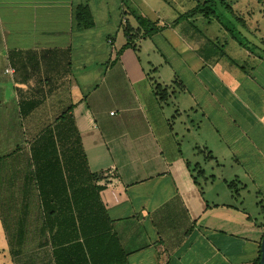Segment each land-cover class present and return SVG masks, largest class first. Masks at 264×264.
Returning <instances> with one entry per match:
<instances>
[{
    "label": "crops",
    "instance_id": "crops-1",
    "mask_svg": "<svg viewBox=\"0 0 264 264\" xmlns=\"http://www.w3.org/2000/svg\"><path fill=\"white\" fill-rule=\"evenodd\" d=\"M142 1L143 7L138 0H0V264L260 260L264 38L255 45L256 53L244 52L246 65L241 66L243 58L229 59L241 68L239 74L181 61L193 83L182 87L183 93L192 102L178 110L190 119L185 132L203 139L191 149L173 139L174 147L166 152L146 104L160 105L151 80L155 73L149 71H158L150 55L154 50L146 44L161 32L142 37L147 26L138 17L149 25L147 13L153 8ZM79 5L89 7L93 27H77ZM157 20V26H166ZM125 23L138 34V52L122 49ZM125 51L135 52L132 70L125 65ZM141 51H146L145 65ZM71 106L88 169L103 175L96 186L109 191L103 214L93 213L85 199L83 211L78 210L76 185L69 182L55 178L42 186L55 191L51 200L40 193L38 178L44 171L33 161L32 144ZM62 176L66 179L64 171ZM252 191L255 209H248ZM45 204L53 207L50 216ZM80 216L88 217L86 224H79ZM97 222L103 229L97 230Z\"/></svg>",
    "mask_w": 264,
    "mask_h": 264
},
{
    "label": "rangeland",
    "instance_id": "rangeland-1",
    "mask_svg": "<svg viewBox=\"0 0 264 264\" xmlns=\"http://www.w3.org/2000/svg\"><path fill=\"white\" fill-rule=\"evenodd\" d=\"M138 1L143 7V1ZM148 1L151 8L153 7L150 13H147L152 23L154 22L152 25L157 26L155 20L158 18L166 23L164 27L158 26L161 34L156 36L153 42L147 41L146 48L154 50L150 55L155 62L154 67L158 69L157 73L152 67L149 71L155 73V81L159 82L161 79L162 84L165 82L170 84L169 95L164 101L159 100V106L148 100L146 103L149 109L148 116L166 152H170L174 147L169 143L173 139L178 144L182 142L186 149H191L196 145L195 141L201 140L202 137L200 133L195 135L194 132L190 134L185 132V125L190 123V119L183 110H178L192 102L191 96L183 93L185 89L182 87L190 89L193 83L192 78L184 73L181 61L187 60L186 62L193 67L197 62L210 72L216 69L219 72L241 73V68L231 63L229 59L243 58L242 66L248 63L244 59V52L247 50L257 52L255 45L264 38V0H209L210 9L214 10L209 17L204 14L206 8L202 6L201 9L195 8L206 0H175V3L171 0ZM173 19L176 20L172 21ZM136 51L138 52V49ZM134 53L132 51L124 53L125 65L131 70L135 63L131 62L130 54ZM140 56L145 65L146 51H141ZM166 58L168 63L164 62ZM189 113L193 119L197 116L195 112ZM3 146L7 148L6 144ZM186 152L190 153L188 150ZM212 167L208 164V168ZM237 190L241 193L243 189L238 187ZM252 196L253 191L247 196L248 209H255L251 207Z\"/></svg>",
    "mask_w": 264,
    "mask_h": 264
},
{
    "label": "trees",
    "instance_id": "trees-1",
    "mask_svg": "<svg viewBox=\"0 0 264 264\" xmlns=\"http://www.w3.org/2000/svg\"><path fill=\"white\" fill-rule=\"evenodd\" d=\"M208 2L209 0H206L195 7L196 9H201V6L203 8H206L207 10L204 12L206 17H209L211 13H214V10L210 9V4H208ZM138 20L141 22L140 25L142 27L147 26V31L142 34L143 38L152 36L160 29L158 28V26L152 25L154 22L150 23L149 25H145L148 23V21L145 20L143 17H138ZM75 21L77 27L82 29H88L94 26L93 16L87 5H79L76 7ZM155 23L157 24L158 20L155 21ZM124 26V33L127 39L126 44L123 46L122 49L125 50L129 47L137 49V45L135 44V42L138 38V34L134 33L126 23ZM154 71L156 70L154 69ZM151 80H153L156 85L154 88V92L156 95H158V99H162V101H164V99L167 98L166 96L169 95L168 87H162V85L155 81L154 78H152ZM72 111L73 106L69 107L68 110H66L59 116L55 126L46 128L43 134L39 138H37L32 144V152L34 155L33 161L35 165L41 166L40 169H43L44 171V177L38 178L39 186L41 189L40 193L43 195L44 200L46 198H49L48 200H51V197H54L56 195L55 191L44 190L42 189V186H45L46 184H51L52 182L54 183L55 178H57L58 183L66 184L67 182H69L70 184L76 185L74 197H76L75 199L77 202L79 201L81 203L80 206L77 207L78 210L83 211L82 202L83 199H85L89 200V204L91 206L90 209L93 210V213L95 212L99 214V211L101 210L103 214L105 213V209L110 201L108 195L109 191L105 187L103 188L96 186V182L104 178L103 175L91 173L88 169L86 154L83 150L81 137L78 128L75 125ZM38 159H40V163L38 162ZM55 168H58L57 175L55 173ZM63 171L67 180L64 178V176H62ZM236 193H238L237 190ZM90 200H92L93 204H91ZM52 209L53 207L51 205L45 204V211L47 215H51ZM80 217V225L86 224L89 220L88 217L86 218V220L83 219V216ZM47 223L48 222H46V224ZM50 223L48 227L51 230ZM87 225H89L90 227V223ZM95 225L97 226V230L103 229L100 223L97 222ZM82 230L84 231L87 229L82 228ZM254 264H259V260L256 261Z\"/></svg>",
    "mask_w": 264,
    "mask_h": 264
},
{
    "label": "water",
    "instance_id": "water-1",
    "mask_svg": "<svg viewBox=\"0 0 264 264\" xmlns=\"http://www.w3.org/2000/svg\"><path fill=\"white\" fill-rule=\"evenodd\" d=\"M259 264H264V236L261 241V257L259 260Z\"/></svg>",
    "mask_w": 264,
    "mask_h": 264
}]
</instances>
